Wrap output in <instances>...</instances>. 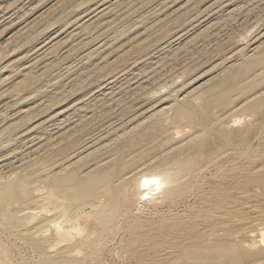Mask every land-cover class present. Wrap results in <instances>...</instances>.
Masks as SVG:
<instances>
[{
	"label": "rangeland",
	"instance_id": "obj_1",
	"mask_svg": "<svg viewBox=\"0 0 264 264\" xmlns=\"http://www.w3.org/2000/svg\"><path fill=\"white\" fill-rule=\"evenodd\" d=\"M256 57H264V0H0V165L3 166L0 168V183L40 169L37 164L39 155L42 158L41 167L46 170L50 168L51 171H57V164L61 165L64 161V164L67 161L74 164L75 161L73 167L81 174L85 173L86 167L93 165L91 160L101 159L100 166L108 164L117 167L121 173L127 172L124 181L130 195L128 190L126 193L129 200L136 195L130 202L134 204L121 212L114 226L105 227L100 232L94 229L96 232L93 233L90 229L93 227L90 226L93 225L92 218H71L76 226L73 225L74 231H71L72 227L67 228L69 234L73 235L74 232L72 237L75 240L80 234L82 237L90 235L92 240L89 244L81 243L85 247L79 244L82 246L80 248L78 245L76 257L85 258V264H183L181 256L186 251L185 244L172 236H168L169 239L173 238L171 240L164 238L165 249L154 247L149 251L152 255L149 261L142 263L141 260L132 258L124 244V241L126 243L130 240V232L127 234L128 230L123 229L120 223H124L127 218L131 222V218L133 220L138 217L136 220L145 221V225L150 224L149 227L154 228L147 230L144 223H141V232L146 230L154 233L163 224H168L165 223L166 219H172L173 216L176 218L177 215V218H185L187 210H196L217 186L226 191V196L232 194L229 199L234 203L239 217L253 220L256 218L257 208L264 210V181L257 184L246 181L259 172L264 178V157L261 156L264 154V61L256 63L241 76L235 83V88L228 91L227 101L223 102L220 95L213 97L212 109L207 112V124L212 131L209 142L212 141L209 145L206 144L208 157L197 159L196 145L202 141L204 129L199 121L175 117L176 109L183 103L197 108L204 107L210 98L208 86L213 78L232 64L255 60ZM85 120L88 122L83 128ZM230 120H234V123L231 124ZM141 121L145 122L140 123ZM144 123L159 126L152 132V143L137 137L138 143L132 144L133 140L129 137L136 136L137 129L145 126ZM78 129L81 130V138L72 148L75 150L78 146L77 151L73 153L74 150L67 148L66 153H58L55 159L50 160L45 144L42 145L45 140L43 137L50 132V135L57 138ZM86 133L91 134L90 137ZM216 134L221 137L218 139ZM36 142H39L38 146H35ZM124 144L130 156L125 155V161L115 150L116 147L124 148ZM94 145H100L97 146L100 150L95 159H90L87 154L91 150L94 152V148L98 150ZM33 146L40 147L36 149ZM87 146L90 149L88 152ZM112 151L114 155L110 153ZM170 151L172 156H176L172 157ZM106 152H109L111 156L107 154L110 158L105 156ZM63 155L65 159L57 162ZM99 155L104 156V159ZM184 156L197 159L199 163L195 169H199L192 171L194 175L191 173L193 176L185 178H189L184 180L185 183L180 179V183L187 184L185 190L173 195L175 198H168L164 191L159 192L164 190L160 189V185L165 188L168 183H177L173 182L175 177L168 178L172 176L171 173L176 176V172L169 171V174L167 167L172 160L171 166H174L175 160L182 163ZM150 158L152 159L149 160ZM51 161H56L55 167L54 163L51 165ZM206 161L208 164H203ZM254 164L259 170L255 169ZM134 173L136 174L133 175ZM143 175H148V178ZM159 175L162 176L159 177L160 180L156 179ZM135 176L139 177V182H136ZM149 176H152L150 178L153 181ZM37 183L31 187L33 191L36 190L33 192L34 203L30 206L38 211L43 204L47 209L41 210L42 216L60 214L57 220L65 221L69 217L67 208H64L68 201H64L66 199H62L45 181ZM217 183L223 187H219ZM207 191L210 192L208 195L205 194ZM18 212V209L12 210L14 220L20 217ZM24 221L21 225L17 224L18 230L22 229ZM28 222L27 227L33 223ZM72 222L65 221L61 225ZM1 226L0 223V246L3 247L0 249L5 255L9 254L6 256L7 263L39 264L42 256L24 240L13 237L10 232L8 234L7 229ZM96 235L99 240L94 237ZM104 236L110 240H106ZM74 239L71 240L75 242ZM162 249L173 253L171 256L169 253L167 256L163 255L166 257L164 259L159 257L163 253ZM218 257L220 258V254L212 260L217 264L222 263L223 259L220 261Z\"/></svg>",
	"mask_w": 264,
	"mask_h": 264
},
{
	"label": "bare ground",
	"instance_id": "obj_2",
	"mask_svg": "<svg viewBox=\"0 0 264 264\" xmlns=\"http://www.w3.org/2000/svg\"><path fill=\"white\" fill-rule=\"evenodd\" d=\"M96 3V2H95ZM113 5V4H112ZM111 5V6H112ZM95 6V5H94ZM102 6V5H101ZM90 7V6H89ZM93 7V6H92ZM91 7V8H92ZM86 9V8H85ZM90 9V8H89ZM98 9V8H97ZM96 9V10H97ZM85 11V10H84ZM83 11V12H84ZM4 12V11H3ZM15 13V12H14ZM84 14V13H83ZM99 14V13H98ZM103 14V13H102ZM91 15V14H90ZM101 15V14H100ZM10 17V16H9ZM87 17V16H86ZM84 17V18H86ZM87 19V18H86ZM92 19V18H91ZM11 23V22H10ZM97 23V22H96ZM48 34V33H47ZM53 35V34H52ZM57 35V34H56ZM46 43V42H45ZM48 44V43H47ZM101 44V43H100ZM99 45V44H97ZM96 45V46H97ZM166 47V46H165ZM100 48V47H99ZM104 48V47H103ZM97 49V48H96ZM157 49V48H156ZM94 51V50H93ZM98 51V50H97ZM100 51V50H99ZM99 54V53H98ZM44 56V55H43ZM36 58V57H35ZM43 58V57H42ZM36 61V60H35ZM34 61V62H35ZM264 61V57H256L255 60H250V61H241L237 64H232V66L230 68H228L227 70H225L223 73H219L220 75L216 76L215 78H213L210 83H209V92H210V98L208 100V102L206 103V105L204 107H194L190 104L187 103H183L179 108L176 109L175 111V117L178 119H183L185 118L186 120L188 119H197L199 121V123L202 125L203 129V137H202V141L200 143H198L196 145L197 150H198V157L197 159H204L206 157H208L207 150H206V144L209 145L210 142L212 140L209 139L212 137H210V133H212V131L209 128V124H207L208 119H207V112L209 110L212 109V102H213V97L216 95H220L221 100L223 102L227 101V93L228 91H230L231 89L235 88V83L241 79V76L243 77L245 72L250 69L252 66H254L256 63H260ZM231 65V64H230ZM113 78V77H112ZM109 79V78H108ZM108 81V80H106ZM257 93V92H256ZM257 95V94H256ZM250 97V96H249ZM251 99V98H250ZM257 104V103H256ZM259 105V104H258ZM264 105V103H263ZM262 106V105H261ZM264 107V106H263ZM232 108V107H231ZM254 108V107H253ZM263 110V109H262ZM24 112V111H23ZM263 113V112H262ZM260 116V115H259ZM263 116V115H262ZM237 119V117H235ZM234 118V119H235ZM263 118V117H262ZM235 119V120H236ZM239 119V118H238ZM237 119V120H238ZM150 121V120H149ZM231 121V120H230ZM234 121V120H233ZM231 121L230 123L233 124L234 122ZM240 121V120H239ZM238 121V122H239ZM242 121V120H241ZM240 121V122H241ZM244 121V120H243ZM84 122V121H83ZM88 121L85 120V123L82 125L86 126V123ZM145 122V121H141L140 123ZM221 122V121H220ZM219 122V124H220ZM249 122V121H247ZM149 123V122H148ZM145 124V126H140L139 129H137V134L136 136H130L129 139L132 141L133 143H138V138H143L145 139L148 143H152L151 141V137H152V132H154L156 129H158L159 126L157 125H151L150 124ZM153 123V122H152ZM156 123V122H155ZM263 123V122H262ZM49 124V123H48ZM157 124V123H156ZM228 124V123H226ZM230 124V126H231ZM236 124V123H235ZM247 124V123H246ZM264 124V123H263ZM140 125V124H139ZM142 125V124H141ZM244 125V124H243ZM219 126V125H218ZM213 127V126H212ZM243 127V126H242ZM49 128V127H48ZM47 128V129H48ZM64 128V127H63ZM84 128V127H83ZM67 129V128H66ZM64 129V131L66 130ZM69 129V128H68ZM82 129V128H81ZM86 129V128H85ZM219 129V128H218ZM228 129V128H227ZM264 129V128H263ZM49 130V129H48ZM71 130V129H70ZM36 131V130H35ZM38 131V130H37ZM43 131V130H42ZM47 131V130H46ZM135 131V130H134ZM232 131L234 132V130L232 129ZM62 132V131H61ZM228 132V131H227ZM39 133V132H38ZM43 133V132H42ZM48 133V131H47ZM50 133V132H49ZM47 134L46 137H43L45 140L44 141L38 137V139L40 138L41 141H43L42 145L46 146L45 150L48 151V158L50 160L55 159L56 156H58V153H63V152H67L65 151L67 148L72 150V148H74L77 142L81 137V130H74V132H70L67 134H62L61 137H53L50 134ZM77 133H79V135H77ZM89 133V132H88ZM86 133V134H88ZM219 133V132H217ZM222 133V132H221ZM229 133V132H228ZM232 133V132H231ZM262 133V132H261ZM226 134V133H225ZM41 135V133H40ZM45 136V134H42V136ZM89 135V134H88ZM91 135V134H90ZM89 135V137H90ZM213 135V134H212ZM224 134H222L223 136ZM230 135V134H228ZM232 135V134H231ZM234 135V134H233ZM263 135V133L261 134ZM259 134V136H261ZM37 136H39L37 134ZM86 136V135H85ZM120 136V135H119ZM214 136V135H213ZM87 137V136H86ZM118 137V135H117ZM191 137V136H190ZM215 137V136H214ZM216 137H218V139L221 137H219V135ZM234 137V136H233ZM237 137V136H236ZM250 137V136H249ZM194 138V137H192ZM223 138V137H222ZM230 138V137H229ZM37 139V140H38ZM109 139V138H108ZM217 139V138H216ZM215 140V139H214ZM36 141V140H35ZM190 141V140H189ZM188 141V142H189ZM217 141V140H216ZM264 141V140H263ZM34 142V141H33ZM84 142V141H83ZM88 142V141H87ZM93 141H90V143ZM98 142V141H96ZM209 142V143H208ZM243 142V141H242ZM259 142V141H258ZM81 143V142H80ZM241 144V142H239ZM245 143V142H244ZM39 145V142H36V145ZM41 144V142H40ZM86 144V143H85ZM94 144V143H93ZM97 144V143H96ZM99 144V143H98ZM243 144V143H242ZM37 145V146H38ZM84 145V143H83ZM91 145V144H90ZM101 145V142H100ZM100 145H97L100 147ZM33 146V147H35ZM41 146V145H40ZM39 146V147H40ZM81 146V145H80ZM89 146V145H88ZM87 146V147H88ZM96 146V145H94ZM96 146V148H97ZM237 146V144H236ZM39 147H35L36 149ZM70 147V148H69ZM85 147V149L87 148ZM90 147V146H89ZM89 147L86 149V151L89 149ZM93 147V145H92ZM107 147V146H106ZM124 148H118L116 147V153H118L120 155V157H123L122 159L124 160V156L128 154L129 156V152L125 147V144L123 145ZM247 147V146H246ZM26 148V147H25ZM29 148V147H28ZM32 148V147H31ZM30 148V149H31ZM78 148V146L76 147V149ZM91 148V147H90ZM102 148V147H101ZM264 148V146H263ZM67 149V150H68ZM75 149V150H76ZM80 149V147H79ZM83 146H82V151H83ZM93 149V148H92ZM98 149V148H97ZM103 149V148H102ZM101 149V150H102ZM208 149V148H207ZM217 149V148H216ZM33 149H31L32 151ZM74 150V149H73ZM72 150V151H73ZM75 150L73 153H75ZM81 150V149H80ZM90 150V149H89ZM100 149L96 150L94 148V152H92V150L87 154V152L85 151V153L87 154V157L90 159H95L97 151L99 152ZM112 150V149H111ZM171 150V149H170ZM180 150V149H179ZM37 151V150H36ZM35 151V152H36ZM40 151V149H39ZM71 151V152H72ZM77 151V150H76ZM173 151V150H172ZM211 151V150H210ZM213 151V150H212ZM229 151V150H228ZM245 151V150H244ZM262 149L259 151L261 152ZM70 152V151H69ZM79 152V151H78ZM81 152V151H80ZM182 152V150H181ZM193 152V151H192ZM219 152V151H218ZM258 152V151H257ZM259 152L257 154H259ZM30 153V150H29ZM39 154V152H37ZM45 153V151H44ZM84 153V152H83ZM81 153V154H83ZM104 154V152H102ZM109 152H106L105 156L108 154ZM110 153H113L110 152ZM133 153V152H132ZM147 153V152H145ZM169 153V152H168ZM171 153V151H170ZM211 153V152H210ZM220 153V152H219ZM32 155L33 152L31 153ZM59 154V156H60ZM79 154V153H77ZM117 154V155H118ZM176 154V153H175ZM179 154V152H178ZM177 154V155H178ZM182 154V153H181ZM252 154V152L250 153ZM249 154V155H250ZM261 154V153H260ZM26 155V154H25ZM30 155V154H29ZM70 156V153L68 154ZM110 155V154H109ZM114 155V153H113ZM112 155V156H113ZM116 155V154H115ZM131 155V152H130ZM143 155V154H141ZM140 155V156H141ZM173 155V153H171V156ZM185 155V154H184ZM247 155V156H249ZM253 155V154H252ZM36 156V155H35ZM46 156V155H45ZM67 157V154L65 155ZM63 155V157H60L57 162H59V160H62V158L65 157ZM77 156V155H76ZM75 156V157H76ZM80 156V154H79ZM83 156V155H82ZM86 157V155H84ZM83 156V157H84ZM103 157L102 155H99V157ZM111 156V155H110ZM110 156H108V158H110ZM160 156V155H159ZM176 156V155H174ZM172 156V157H174ZM210 156V155H209ZM220 156V155H219ZM251 156V155H250ZM262 157H264V154H261ZM100 157V158H101ZM118 157V156H117ZM130 157V156H129ZM170 157V156H168ZM182 157V156H181ZM180 157V158H181ZM68 158V157H67ZM79 159H82L81 157H78ZM87 158V159H88ZM107 158V157H106ZM105 158V159H106ZM65 159V158H64ZM77 159V158H76ZM78 159V160H79ZM152 158H150L149 160H151ZM159 159V157H158ZM161 159V158H160ZM170 159V158H169ZM178 159V158H177ZM182 159V158H181ZM184 159V160H183ZM183 162H178L177 160H175L174 166H171L170 164H172L171 162H169V169H171L172 167H174V169L172 168L171 170L168 169V173L169 171H175L176 172V176H173L175 174L171 173L172 176H168V178L171 177H175L173 182L176 181L177 183L174 185L173 183H168L169 185L165 186L164 185H160V184H164V183H160V189H164V190H160L159 192L161 193V191H164L163 193L165 194V196L172 197L173 195L175 196V194H177L180 191H183L186 189V185L184 184V180L187 177H191V175L194 173H192V171L196 170V165H198L199 162H197L198 160L193 159L191 157H185L183 158ZM220 159V158H219ZM27 160V159H25ZM101 160V159H99ZM99 160H94L92 162V166L90 165V167H86V171L85 173H78V169L76 170L74 166V164H69L68 161L63 164H57V169L59 167V169L57 171H55L56 169H51L47 168V170L44 167H41L42 165V158L38 157L37 160V164L38 166H40V169H37L35 171H31L27 174H23L21 176H18L17 178H14L11 181L8 182H2L0 183V223L2 224L1 227H5L9 232L11 233L10 235H13V237H18L17 239H22L21 241H25L26 243H28L34 251H36L39 256L41 257V259L39 258L40 262L39 264H85L86 263V259L85 258H79L76 257V251L78 250L77 247L79 244L81 243H88L92 240H90V235H86L84 237H82V234H80V236H78L79 238H77L76 240L74 239V237H72L74 235H70L69 231H68V227H72L71 231L75 230V221L72 222L71 218L74 217H82L83 219H89L92 218V224L90 226H93L92 229L93 233L100 232L102 230L105 229V227L108 228V226L112 227L114 226V224L116 223L117 219L119 218L121 212L125 211V208H127L130 204H134L133 202H131V200L135 199L134 197L136 196L134 191L136 192V190H134L133 187V198L129 200L128 196L130 195V191H129V195L127 196L126 193V185H125V181H124V175L127 174V172L125 173H121L120 170L117 169V167H113L111 165L107 166H100L101 165V161L99 162ZM112 160V159H111ZM148 160V159H147ZM206 160V159H205ZM257 160V159H256ZM259 160V159H258ZM44 161V159H43ZM70 161V160H69ZM77 161V160H76ZM120 161V160H119ZM125 161V160H124ZM159 161V160H158ZM217 161V160H216ZM219 161V160H218ZM17 162V161H16ZM56 162V161H55ZM55 162L51 161V165L54 163V167H55ZM61 162V161H60ZM115 162V160H114ZM121 162V161H120ZM147 162V161H146ZM22 163V162H21ZM24 163V162H23ZM28 163V162H27ZM30 163V162H29ZM62 163V162H61ZM112 163V162H111ZM129 163V162H126ZM143 163V162H142ZM140 163V164H142ZM156 163V162H155ZM208 164L207 161L203 162V164ZM214 163V161H213ZM212 163V164H213ZM254 163V162H253ZM256 163V162H255ZM34 164V163H33ZM103 164V161H102ZM105 164V162H104ZM114 164V163H113ZM131 164V163H130ZM140 164H138L137 166H140ZM147 164V163H146ZM145 164V165H146ZM210 164V163H209ZM13 165V164H12ZM11 165V166H12ZM60 165V166H58ZM124 165V164H123ZM154 165V164H152ZM257 165V164H256ZM121 166V164H120ZM135 166V165H134ZM133 166V167H134ZM136 166V167H137ZM143 166V165H142ZM155 166V165H154ZM168 166V165H167ZM241 166V165H240ZM255 166V164H254ZM259 166V165H257ZM3 166L0 165V168H2ZM33 167V166H32ZM31 167V168H32ZM50 167V166H49ZM53 167V166H52ZM123 167V166H122ZM127 168H129L128 166H125ZM141 167V166H140ZM152 167V166H151ZM239 167V166H237ZM242 167V166H241ZM246 167V166H245ZM248 167V166H247ZM251 167H253L251 165ZM256 167V166H255ZM253 167V168H255ZM139 168V167H138ZM143 168V167H142ZM141 168V169H142ZM153 168V167H152ZM151 168V170H152ZM203 168V167H202ZM230 168V167H229ZM233 168V165H232ZM240 168V167H239ZM27 169V168H26ZM132 165H131V171L132 172ZM135 169V168H134ZM154 169V168H153ZM156 169V168H155ZM161 169V168H160ZM199 169V168H198ZM197 169V170H198ZM238 169V168H237ZM244 169V167H243ZM257 170H259V168H255ZM17 170V169H16ZM15 170V171H16ZM32 170V169H30ZM196 170V171H197ZM201 170V169H200ZM199 170V171H200ZM227 170V169H226ZM234 170V169H232ZM236 170V169H235ZM242 170V169H241ZM239 170V171H241ZM247 170V168H246ZM245 170V171H246ZM256 170V171H257ZM28 171V170H27ZM83 171V170H82ZM142 172L144 170H141ZM165 171V170H164ZM198 171V172H199ZM238 171V170H237ZM244 171V170H243ZM135 172V171H134ZM139 172V170H138ZM149 172V171H148ZM152 172V171H151ZM154 172V170H153ZM203 171L201 172L203 174ZM216 172V171H215ZM137 173V171H136ZM136 173H134L133 175H135ZM144 173V172H143ZM161 172H159L160 174ZM166 173V171H165ZM168 173L166 174V176L168 175ZM169 173V174H170ZM192 173V174H191ZM222 173V172H221ZM260 173V172H259ZM258 173V175L255 176H250L249 178L246 179L247 182H253L255 184L257 183H261L262 181H264V178L262 176H260ZM13 174V173H12ZM129 174V171H128ZM162 175L164 173H161ZM196 174V173H195ZM199 173H197L196 177L198 176ZM210 174V173H209ZM214 174V173H213ZM212 174V175H213ZM231 174V173H230ZM229 174V175H230ZM234 174V173H233ZM252 174V173H251ZM131 175V174H130ZM148 175H150L148 173ZM145 175L146 178H148ZM192 175V176H193ZM132 176V175H131ZM140 176V174H139ZM153 176V175H152ZM149 176V179H152ZM161 175L157 176L156 179L160 177ZM165 176V177H166ZM225 176V175H224ZM234 176V175H233ZM3 177V176H2ZM5 177V176H4ZM137 178V176H135ZM134 177V178H135ZM145 177H143L145 179ZM162 177V176H161ZM195 177V176H194ZM227 177V176H226ZM235 177V176H234ZM7 180V176L5 177ZM128 178V177H127ZM167 178V179H168ZM188 178V179H189ZM193 178V177H192ZM221 178V177H220ZM230 178H232L230 176ZM236 178V177H235ZM240 178V177H239ZM243 178V177H242ZM4 179V178H1ZM11 179V178H10ZM163 179V178H162ZM180 179L182 182L184 183H180ZM187 179V180H188ZM234 179V178H233ZM5 180V179H4ZM3 180V181H4ZM45 181L46 183H48L51 188L54 189V191L62 196V199H66L64 201H68V205L67 207L65 206L64 208H67L68 211V218L65 219V221L67 222H72L69 225H61L63 224L65 221L63 219V223L61 221H58V217L60 216V214L58 215H53L51 217H48L47 215L42 216L41 215V210H45L47 208H44L45 206H41V208L39 207V210L37 211L35 207L30 206L31 204L34 203V193L36 189H34V191L31 189V187L37 183L38 181ZM128 180H130L128 178ZM139 177L137 178L136 182H139ZM141 180V178H140ZM160 180V179H159ZM166 180V179H165ZM169 180V179H168ZM171 180V182H172ZM185 180V181H187ZM191 180V179H190ZM196 180V178L194 179ZM223 180V179H222ZM221 180V181H222ZM238 180V179H237ZM240 180V179H239ZM148 181V180H145ZM144 181V182H145ZM153 181V179H152ZM200 181V180H199ZM228 181V180H225ZM245 181V180H243ZM132 182V181H131ZM141 182V181H140ZM157 182V181H156ZM170 182V181H169ZM189 185H190V181H188ZM217 182V181H216ZM219 182V181H218ZM224 180L222 181V184L224 185ZM236 182V181H235ZM40 183V182H39ZM37 183V184H39ZM204 183V181L202 182ZM221 183V182H220ZM228 183V182H227ZM231 183V182H230ZM131 184V183H130ZM140 184V183H139ZM138 184V185H139ZM173 184V185H172ZM196 184V183H195ZM207 184V183H206ZM218 184V183H217ZM217 184H215L217 186ZM145 185V183H144ZM155 185V184H154ZM158 185V184H157ZM220 185V184H218ZM237 186V184H235ZM36 186V185H35ZM129 186V183H128ZM127 186V187H128ZM214 186V185H213ZM214 186V187H216ZM235 186V187H236ZM260 188V185H257ZM147 187V186H146ZM153 187V185L151 186ZM156 187V185H155ZM154 187V188H155ZM195 187V186H194ZM214 187L212 189H214ZM218 187V186H217ZM214 189L211 193L207 191V194L210 193L207 197L206 200H202L203 203L196 209V210H192L190 212H188L189 210H187L186 214L188 213V215L184 216L185 218L181 217V219L177 216L176 218H174L175 216L172 217V219H166V217L164 219L165 223L167 222L168 224H163L162 228L159 229L158 231L155 230V234L153 233V231L149 232L146 230L143 231V233L141 232V227L143 226L141 223H144L145 221L140 222L139 220L133 219L131 218V222H129V219L125 220L124 223L122 221L123 225V229L125 228V230H128L127 234L130 232V240H127L126 243L124 241L125 244V248H127L129 250L131 254L132 258L134 257V259H138L141 260L142 263H144L143 261H149L150 258H152L151 254H149L151 250H153L154 247H164V243L166 242V240L164 239L165 237L167 238L168 236H172L173 238H177L179 241H181L182 243L185 244L186 247V251L181 256L182 262L183 264H217L216 262H214L212 260V258L217 257L220 254V261L223 259V262L219 263V264H264V210H262V208H257L256 210V218H254L252 220V218H250L251 220H246L245 217L241 216L239 217L238 213L235 210L234 207V203H232V201L229 199V196L232 194H230L229 196H226V191L223 189H219L217 188ZM219 187H223L222 185H220ZM230 187V186H229ZM263 187V186H262ZM131 188V187H130ZM190 188V187H189ZM46 189V187H45ZM52 189V190H53ZM138 189V188H137ZM145 189V188H144ZM142 189V190H144ZM211 189V188H209ZM38 190V189H37ZM139 190V189H138ZM141 190V189H140ZM258 190V189H257ZM39 191V190H38ZM147 191V190H145ZM201 191V190H200ZM235 191V190H234ZM244 191V190H243ZM40 192V191H39ZM49 192V191H48ZM141 192V191H140ZM140 192H137L139 194H141ZM242 192V191H241ZM45 193V192H44ZM148 193V192H147ZM233 193V192H232ZM243 193V192H242ZM54 194V192H53ZM151 194V193H150ZM204 194V193H203ZM239 194V193H238ZM39 195V194H37ZM36 195V196H37ZM55 195V194H54ZM148 195V194H145ZM202 195V194H201ZM235 194H233L234 196ZM252 195V194H251ZM263 195V194H262ZM40 196V195H39ZM143 196V194H142ZM173 196V198H175ZM206 196V195H205ZM264 196V195H263ZM64 197V198H63ZM138 197V196H137ZM154 197V196H153ZM177 197V196H176ZM190 197V196H189ZM36 198V197H35ZM47 198V197H46ZM141 198V197H140ZM181 198V197H179ZM177 198V199H179ZM233 199V197H231ZM38 199V198H37ZM162 199V198H161ZM167 201V198H165ZM183 199V198H182ZM264 200V198H262ZM261 199V200H262ZM163 200V199H162ZM176 200V199H175ZM180 200V199H179ZM197 200V199H196ZM200 201V199H198ZM260 200V202H261ZM37 201V200H36ZM63 201V202H64ZM146 201V200H145ZM170 201V200H169ZM256 201V200H255ZM142 202V201H141ZM165 202V201H164ZM172 202V201H171ZM196 202V201H195ZM201 202V201H200ZM239 202H241L239 200ZM238 202V203H239ZM245 202V200H244ZM243 202V203H244ZM169 203V202H168ZM246 203V202H245ZM40 204V203H39ZM141 204V203H140ZM157 204V203H156ZM177 204V203H176ZM198 204V203H197ZM242 204V203H239ZM237 204V205H239ZM247 204V203H246ZM178 205V204H177ZM235 205V206H237ZM253 205V204H252ZM35 206V204L33 205ZM187 206V205H186ZM197 206V205H196ZM251 205H249L250 207ZM53 207V206H52ZM51 207V208H52ZM56 207V206H55ZM61 207V206H60ZM63 207V206H62ZM252 207V206H251ZM250 207V208H251ZM5 208V209H4ZM88 208V211H85V209ZM129 208V207H128ZM193 208V207H192ZM254 208V207H253ZM14 209H18V211L20 212V220L16 217V219H18L16 222L17 224L21 225V222L23 220L24 223L22 226V229L18 230L17 224H15V220H14V213H12V210ZM156 209V208H154ZM256 209V206H255ZM61 210H63V208H61ZM191 210V209H190ZM246 210V209H245ZM66 211V212H67ZM168 211V210H167ZM243 211V209H242ZM18 212V213H19ZM47 213V211H44ZM58 212V210H57ZM135 212V211H134ZM56 213V211H55ZM126 213V212H125ZM123 213V215L125 214ZM11 214V215H10ZM17 214V213H16ZM15 214V215H16ZM40 214V215H39ZM48 214V213H47ZM49 215V214H48ZM66 215V214H65ZM168 215V214H167ZM42 216V217H41ZM131 216V215H130ZM129 216V217H130ZM160 216V215H159ZM162 216V215H161ZM40 217V218H39ZM125 217V216H124ZM248 217V216H247ZM251 217V216H250ZM255 217V216H254ZM36 218V221L34 222L33 220ZM38 218V219H37ZM123 217L121 216V219ZM126 218V217H125ZM171 218V216H170ZM183 218V219H182ZM139 219V218H138ZM158 219H160L158 217ZM248 219V218H247ZM76 220V219H75ZM161 220V219H160ZM163 220V218H162ZM168 220V221H167ZM18 221H20L18 223ZM27 221H32L33 223H31V225H29L28 227L26 226ZM121 221V220H120ZM153 221V220H151ZM28 222V223H29ZM88 222V220H87ZM91 223V221H89ZM159 221H157L158 223ZM161 222V221H160ZM164 222V221H163ZM161 222V223H163ZM159 223V224H161ZM81 224V223H80ZM79 224V225H80ZM83 224V223H82ZM25 225V226H24ZM88 225V224H87ZM150 224H146L144 223L145 229L149 230L152 229V227H149ZM155 225V223L153 224ZM165 225V226H164ZM118 226V225H117ZM160 226V225H159ZM156 227V226H154ZM21 228V226H20ZM77 228V227H76ZM74 229V230H73ZM89 229V230H90ZM96 231H95V230ZM117 229V228H116ZM154 229V228H153ZM152 229V230H153ZM158 229V227H157ZM22 230V231H21ZM70 230V229H69ZM79 229L77 228V231ZM92 230L90 232H92ZM107 230V229H106ZM105 230V232H106ZM4 231V230H2ZM6 231V230H5ZM108 231V230H107ZM112 231V230H111ZM114 231V230H113ZM76 232V231H75ZM80 233V232H79ZM84 234H86L85 232H83ZM93 233H89L92 234ZM110 233V232H109ZM165 236H164V235ZM15 235V236H14ZM94 235V234H93ZM163 235V236H162ZM98 235L94 236L95 238ZM10 237V236H9ZM106 237V236H104ZM158 239H157V238ZM171 237V239H173ZM15 238V240H16ZM74 239L75 242H73ZM94 238V239H95ZM100 238V237H99ZM155 238V239H153ZM13 239V238H12ZM97 240H99L98 238H96ZM106 240H110L107 239V237L105 238ZM122 239V237H121ZM169 239V237H168ZM169 239V240H171ZM123 240V239H122ZM94 241V240H93ZM104 241V240H103ZM102 241V242H103ZM100 242V241H99ZM97 243V242H96ZM104 243V242H103ZM106 243V242H105ZM171 243V242H170ZM1 244V241H0ZM3 244V243H2ZM89 244V243H88ZM99 244V243H98ZM96 244V245H98ZM6 245V244H5ZM4 245V246H5ZM82 245V244H81ZM87 245V244H86ZM92 245V243H91ZM94 245V244H93ZM2 246V245H1ZM0 246V247H1ZM28 246V245H27ZM80 246V245H79ZM84 246V245H82ZM80 246V248L82 247ZM183 246V245H182ZM10 247V246H9ZM85 247V246H84ZM89 247V246H88ZM86 247V248H88ZM92 247V246H91ZM3 247H1L2 249ZM30 248V247H29ZM0 249V264H11V263H7V259L6 256H8L7 254L5 255V252L3 250ZM84 249V248H83ZM90 249V248H89ZM164 249H162V254L159 255V257L162 258H166L163 257V255L167 256V253ZM95 250V249H94ZM79 251V250H78ZM82 251V250H81ZM160 251V250H159ZM183 251V252H184ZM95 252V251H94ZM154 252V251H153ZM79 253V252H78ZM158 253V252H157ZM173 253V252H171ZM169 253V255L171 254ZM34 254V253H33ZM87 255V254H86ZM85 255V256H86ZM174 255V254H172ZM81 256V255H79ZM88 256V255H87ZM90 256V254H89ZM171 256V255H170ZM221 256H223L221 258ZM38 257V255H37ZM84 257V256H82ZM91 257V256H90ZM129 257V256H128ZM158 257V258H159ZM169 257V256H168ZM179 257V256H178ZM8 258V257H7ZM93 258V256H92ZM95 258V257H94ZM131 258V257H130ZM158 259L157 257H153ZM177 258V257H176ZM155 259V260H156ZM96 260V259H95ZM163 260V259H162ZM167 260V259H166ZM168 260H170L168 258ZM93 261V259H92ZM137 261V260H135ZM9 262V261H8ZM100 262V261H99ZM140 262V261H139ZM151 262V261H150ZM161 262V261H160ZM91 263V262H90ZM137 264V262H135ZM148 263V262H147ZM146 263V264H147ZM159 263V262H158ZM168 263V262H167ZM173 263V262H172ZM102 264V263H99ZM150 264V263H148ZM171 264V263H170Z\"/></svg>",
	"mask_w": 264,
	"mask_h": 264
}]
</instances>
